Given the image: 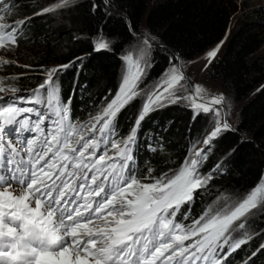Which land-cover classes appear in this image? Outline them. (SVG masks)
I'll list each match as a JSON object with an SVG mask.
<instances>
[{
	"label": "trees",
	"instance_id": "16d2710c",
	"mask_svg": "<svg viewBox=\"0 0 264 264\" xmlns=\"http://www.w3.org/2000/svg\"><path fill=\"white\" fill-rule=\"evenodd\" d=\"M57 1L0 0V15L6 21L18 24L29 21L17 34L12 56L16 63L4 65L0 88L36 89L46 77V71L41 69L50 70L82 57L83 60L59 73L55 80L69 122L97 115L116 95L129 72L127 63L120 57L126 53L131 28L144 27L155 37L154 66L143 84L145 87L169 67L174 57L192 61L220 41L238 7V0H157L152 4L148 0H111L108 7L111 16H108L101 0H95L94 4L100 3L104 10L95 12L89 0H81L71 7V18L65 22L64 16L57 18L49 12V7ZM45 9H48L45 14L37 15ZM102 34L112 47L96 52L93 44ZM263 45L264 16L244 17L207 70L211 78L219 80L230 98L247 101L239 110L236 129L213 142L207 160L198 168L201 178L212 173V179L195 189L193 199L182 203L175 212L186 229L201 217L225 212L228 199L242 200L264 177V60L255 56ZM131 58L137 68L136 59ZM141 83L142 80L136 89ZM40 92L45 95L46 89ZM146 102L132 100L117 113L112 125L122 139L132 136V130L136 129L134 139L127 146L133 155L129 171L137 183L157 186L180 175L208 129L198 121L193 122L184 106L157 108L137 126ZM261 212L264 216V201ZM241 223L245 224L243 220ZM257 223L254 219L251 226ZM262 236L243 238L232 231L230 240L242 238L247 242L231 253L225 263L243 262L254 253ZM247 264H264V248Z\"/></svg>",
	"mask_w": 264,
	"mask_h": 264
},
{
	"label": "snow or ice",
	"instance_id": "6c2138e0",
	"mask_svg": "<svg viewBox=\"0 0 264 264\" xmlns=\"http://www.w3.org/2000/svg\"><path fill=\"white\" fill-rule=\"evenodd\" d=\"M101 3L104 4V8H107L111 0H101ZM104 8L100 7V3L92 5L93 12L97 9L103 11ZM46 11L48 9L37 13V15H43ZM106 15L111 16V13H106ZM3 19L4 17L0 15V21ZM27 23L29 21H20L19 27L16 24L5 25L0 23V38H3V32L6 30L7 35L15 42L18 39L17 34ZM129 27L131 28V25ZM154 40L155 37H145V46L150 45ZM111 47L109 43L101 42L95 44L93 50L99 52L111 50ZM218 49L219 46L207 52L210 63L217 55ZM120 59L122 61H129L131 54H125ZM80 60H83V58H78L69 64L54 67L50 70L41 69V71H46V77L35 91L39 92L47 89L48 95L51 98L55 91L54 85L58 74ZM177 71L178 69L173 66L165 74L166 77L171 76V78L165 79L164 84L167 87L164 88L163 92H160V86H157V90L149 95L148 103L144 105L143 112L136 121L137 126L152 110L153 106L158 105L162 107L165 106L166 100H171L168 93L171 90L173 81L177 79L172 74ZM143 75L144 69L137 66L135 75L131 78L125 76L116 94V98L104 110L103 117L95 118L97 122L103 120V124L99 128L102 134L105 132V129L109 128L117 113L138 96L139 93L136 91V87ZM180 78L182 79V77ZM5 99L15 103L26 101V98L0 97V105L4 104ZM27 102L31 101L28 100ZM176 102V100H171V103ZM68 103H70V100ZM221 103L222 98H217L211 101L210 105H194V108L197 109L194 119L199 117L201 113H213L217 117V120L214 130L203 140L204 148L194 151L193 158L189 159L185 169H182L180 175L171 180L165 189L166 192L171 194L170 198L177 200L175 208L171 212L168 209L169 215L184 203L185 199L181 202L177 199L178 197L187 196V200L191 201L193 191L203 187L206 182L212 179V173L201 178L198 168L207 160V153L211 151L213 142L223 133L233 130L226 121L221 122L219 120L220 113L215 106ZM21 111L27 113L33 111V109L12 107H5L3 109V112L11 113L12 115ZM9 123L11 124L12 121L10 120ZM92 128L94 130L96 125L94 124ZM8 131L11 135L14 129L9 128ZM132 131L133 135L128 138L126 143L134 139L136 129L134 128ZM4 143V130L0 127V144ZM27 143L31 147L32 141L28 140ZM104 143L107 144L108 141L106 140ZM98 146V142L87 141L83 143L80 151L76 152L75 148L66 143L64 148L75 153V155L69 156L65 154L64 149H61L54 154L51 160H45L47 153L52 151L51 147L42 148L30 156L28 161L18 160L9 155V153H14V149L11 147L0 156V186L7 185L10 188L13 181L17 184H25L27 189L30 190V194L35 198V204L37 201L41 202V198H43L49 210L47 211V221L42 222L38 219L40 209L36 207L29 209L28 204L25 202L28 199L27 195L22 193L13 198L11 192H0V198H3L2 207H0V264H44L45 259L50 257L52 253H61L64 249L70 248H72L73 257H75L81 255V251H87L90 241L96 244V247L92 248L91 254L94 253L95 256L103 255L107 257V264L109 261H111V264H140V261L149 252H151L152 258L144 260V264H173V262L174 264H223L231 253L247 242L241 239L234 244H230L229 239L231 232L235 230L234 222L241 220L246 214L257 208V205L253 203L252 197L240 203L228 214L217 212L207 222H204L207 217H201L191 229V235L197 237L195 243L190 242L187 247H185L183 241L188 240V236H173L174 246L161 240V238L167 240L171 234L165 231L169 229V226L173 229H181L182 226L180 224H173L172 221H168L167 226L158 223L163 217L153 213L152 206H150V201L152 200L150 191H140V186L137 184L135 178H132V183L129 185V187L132 185L137 186L135 199H117L118 196L123 197L128 189H121L118 185H113L116 190L112 192L111 198L103 202L97 200L95 202L96 206L93 208L90 198L93 195L101 196L105 192L103 184L97 183L100 175L103 174L100 164L104 161L105 157L101 156L100 160L91 166L85 164L83 161L88 149H93V152L90 154L91 157L95 155L94 150ZM112 147H117L114 141L112 142ZM131 152V148L118 149L117 154L124 158V166L133 161ZM58 160L62 161V163H57ZM41 161H43L42 166ZM109 166L112 168L116 167L114 164ZM218 167L219 165L216 166V168ZM85 169L93 173L90 181ZM22 176L25 178L21 179ZM104 179L107 180L108 176H104ZM78 181L79 183H77ZM92 184L96 185L95 189L91 187ZM85 186L88 187V191L82 197L81 191L77 189L84 190ZM82 198L84 202L80 204ZM113 204H118V207L112 209L110 206ZM5 205H10L7 212L3 210ZM70 205L75 206L69 207ZM106 207L109 208V217L118 218H114L111 221L104 219L103 222L106 224L115 223L118 225L117 227H111L110 229L101 227L95 233L93 230L86 232L84 235H86L87 239L83 240V242L78 239L76 229L69 232L67 225H89L94 218H102V210ZM54 212H59L57 219L61 225H64L62 234H54V229L47 226L52 222ZM65 217L67 218V222L65 221ZM80 221H87L88 223H79ZM244 227L243 223L239 224V228L243 229ZM97 240L100 241L99 245H97ZM154 241L159 242V246H155L153 244ZM152 247H155V251H151ZM261 247L264 248V246ZM226 248L227 251H225ZM20 249H23V251ZM113 257H116V259L114 260ZM245 264H247V261Z\"/></svg>",
	"mask_w": 264,
	"mask_h": 264
},
{
	"label": "rangeland",
	"instance_id": "374dc122",
	"mask_svg": "<svg viewBox=\"0 0 264 264\" xmlns=\"http://www.w3.org/2000/svg\"><path fill=\"white\" fill-rule=\"evenodd\" d=\"M78 1H81V0H59L57 1L56 4L49 7V12L53 15H56L57 18L58 17L60 18V16H64L65 22H68L71 18L69 11L71 7L74 4H76V2ZM89 1L91 2L92 5L95 3V0H89ZM148 1L150 4H152L153 2L157 0H148ZM106 10L107 12L111 13L108 7L106 8ZM261 15L264 16V0H238L237 10L232 14L229 20L228 29L226 30L224 37L220 41L213 44L208 50H206L205 52H203L196 58L192 59V61H183V60H180L178 57H175V59L171 60V64L169 65V67L162 74H160L156 79H154V81H151V83H148L145 87H143V84L146 83L145 81L147 80L148 75L150 74V70L154 66L153 48H152L154 46V41L150 45L145 46L144 38L145 37L151 38L152 36L146 32L144 27H141L140 30H135L131 28L130 30L131 38L129 39V42L125 46V50H126L125 54L130 53L131 56L134 59H136L138 66L144 69V75L141 79L143 83H141L139 87L136 89V91L139 94L135 98V101L140 100V99H145L147 100L146 103H148L149 95L154 93L157 90V86H160L159 91L163 92L164 88L167 87V85L164 84L165 79L171 78V76L166 77L165 74L169 72V69L175 66L176 69H178V71L176 73H173L172 75H175L177 79L173 81L172 87H171L170 92L168 93V96L171 97V100H176L177 102L171 103V100H166L165 106H162V107L158 105L153 106L150 112L152 113L153 111H155V109L165 108L166 106L167 107L184 106V108L190 111L191 119L193 120V122L198 121V123H200L204 127H207L208 129L207 132L203 135L202 137L203 139L201 141V147H204L203 140L212 130H214L217 117L213 113H209V114L201 113L199 117L194 119V114L197 111V109L194 108V105L196 104L210 105V102L213 101L214 99L222 98V103L220 105L215 106L216 108H218L219 113H220L219 120L221 122L226 121L231 126V128L235 130L240 120L239 110L241 106L247 101V99H244L242 101H235L234 99L230 98V96L224 91V88L222 87L219 80H216L213 77L211 78L207 74V70L211 64L209 62V58L207 57V52L210 50L216 49L217 46H219L218 53L213 59L218 58L226 45V40L229 37V34L238 26L240 21L244 17H248V16H251L254 19L256 18L259 19ZM1 23L6 24L8 22L2 20ZM10 23H13V22H10ZM101 42H107L105 34H102V36L98 37L96 41H94L93 45L101 43ZM14 48H15L14 45H1L0 46V83H2V81L4 80V74L2 73L5 67L4 65L10 64V63H16V61L12 59V56L15 54ZM255 56H260L264 60V45L255 53ZM130 71H132L131 74L133 76L135 72V68L133 67V64H131ZM180 77H182V79ZM129 78H131V76ZM5 93H8V91L3 92V93L0 91V97H3ZM8 107L15 108V106H8ZM1 113L3 114L5 112H3L2 110ZM100 117H103V116H100ZM76 122L78 124L77 127L79 126V124L82 125L83 123V121H76ZM102 124H103V120L95 123L98 131H99L100 126H102ZM83 126L85 128V124H83ZM92 126L93 125H91V127ZM91 127H88V128L91 129ZM69 170H71V168H69ZM118 170H120L121 173L123 174V168L122 169L118 168ZM114 185H118L119 188L121 189L125 188L126 186V185H123V181L121 180V178L115 179ZM129 185L127 189L129 190L131 194H133L134 185H132L131 187H129ZM6 188L12 190L11 187L9 188L7 186ZM115 190L116 189L113 187V191ZM253 193H255V195H253ZM245 194L246 195L242 200L241 199L238 200L236 197L228 199L226 201L227 203H225L226 207H224L225 212L226 211L231 212L240 203H243L249 197H252L253 203L257 205V208L253 209L249 214H246L244 218L239 220V221L243 220L245 222L244 224L245 227L243 229L235 228V232L237 233L239 237L243 236V237H251V238L254 236H260L261 234H263L262 239H264V216L261 215L262 214L261 210H262L263 201H264V177L254 187H252L251 190H249ZM124 197H125V200L131 199L129 198L127 193H126V196ZM100 200L102 202L104 201L103 195L100 196ZM104 219L111 221L114 218L108 219L103 216L102 218H97L96 220L97 230L101 227L107 228L110 225V223H107V224L104 223L103 222ZM254 219H257L258 223L256 225L253 224V226H251V223ZM235 225H238V224H235ZM167 242L170 243L171 241L167 239Z\"/></svg>",
	"mask_w": 264,
	"mask_h": 264
},
{
	"label": "bare ground",
	"instance_id": "6f19581e",
	"mask_svg": "<svg viewBox=\"0 0 264 264\" xmlns=\"http://www.w3.org/2000/svg\"><path fill=\"white\" fill-rule=\"evenodd\" d=\"M76 124H77V122H76ZM64 250H66V251H64ZM64 250L61 253L57 254V255H51V258L61 261L64 255H68V256L74 258L77 261H78V259H79V261L81 260V258L78 255L73 257L72 250H69V249H64ZM77 257H78V259H77Z\"/></svg>",
	"mask_w": 264,
	"mask_h": 264
}]
</instances>
